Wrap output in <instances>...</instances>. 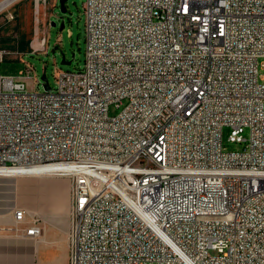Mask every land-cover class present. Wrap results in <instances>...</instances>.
Returning <instances> with one entry per match:
<instances>
[{"label": "built area", "instance_id": "1", "mask_svg": "<svg viewBox=\"0 0 264 264\" xmlns=\"http://www.w3.org/2000/svg\"><path fill=\"white\" fill-rule=\"evenodd\" d=\"M84 10L82 69L44 91L31 65L0 76V167L69 179V264H264V0ZM12 212L41 238L40 217Z\"/></svg>", "mask_w": 264, "mask_h": 264}, {"label": "rangeland", "instance_id": "2", "mask_svg": "<svg viewBox=\"0 0 264 264\" xmlns=\"http://www.w3.org/2000/svg\"><path fill=\"white\" fill-rule=\"evenodd\" d=\"M84 2L85 0H67V11L63 12L59 0H16L4 11L1 10L0 26L5 25V32L0 30V76H20L21 72L25 71L27 64L31 65L33 70L30 77L27 78L28 88L44 91L45 87L41 79L43 73H46L50 85L55 87L56 75L60 69L70 71L82 69L86 50ZM64 57L66 61L70 60L72 63H65ZM263 62L264 57H261L259 59V76L264 82ZM37 78L41 82L40 85L35 83ZM121 109L112 106L110 114L116 115ZM228 136L229 128L224 127L223 141L228 151L244 148L245 143L232 142ZM244 136H249L248 129L245 130ZM46 178L59 180L62 186L61 197V192L58 191L55 200L50 197L49 199L47 197L51 196L50 193L41 187L29 190L23 185L29 182H39V180H43L42 177L0 176V214L11 218L13 209L20 207L27 209L28 207L31 213L41 217L40 212L42 213L44 209V205L41 204V202L44 203V198L41 197L43 194V197L48 199V208H54L56 200L60 202L62 198L64 207L67 209L65 218L71 221L68 196L69 179L56 175ZM31 193L35 196V202H28L30 200L27 197L33 196ZM43 247L41 246L38 264H43L47 257ZM52 249L49 256L54 260L60 255V247L55 245Z\"/></svg>", "mask_w": 264, "mask_h": 264}, {"label": "crops", "instance_id": "3", "mask_svg": "<svg viewBox=\"0 0 264 264\" xmlns=\"http://www.w3.org/2000/svg\"><path fill=\"white\" fill-rule=\"evenodd\" d=\"M16 1V0H15ZM14 1V2H15ZM1 2V1H0ZM13 3V2H12ZM11 3V4H12ZM9 4L8 6H10ZM6 6L5 8H7ZM1 9L4 11V9ZM0 10V11H1ZM6 24V23H5ZM0 30L5 32V25L0 26ZM6 177H42L43 180H39V182H29L23 184L25 188L38 189L41 187L44 191L49 192L51 196L47 198L56 199L58 195V191L61 192L60 197L62 195V186L59 180L55 178H46L53 176V174H39V175H22V176H8V175H0ZM45 177V179H44ZM34 190V189H33ZM43 191V192H44ZM33 195V193H31ZM53 194V195H52ZM41 195V194H40ZM44 198L43 212L40 218L44 224V233L40 239H32L25 238L20 236L13 228L14 226V216L13 212H11V218H8L7 215L0 214V264H38L39 254L41 252V246H44V252L47 253L46 260L43 264H69V231L71 221L66 220V210L64 207V201L60 199V202H57L54 205V208H48L49 205L48 199ZM55 196V197H54ZM69 207L71 209V198H70V185H69ZM32 197V198H31ZM27 197L30 201L35 202V196ZM49 198V199H50ZM59 199V197H57ZM31 204V203H30ZM51 204V203H50ZM53 205V204H51ZM32 206V205H30ZM32 208V207H31ZM29 213L30 209L27 207ZM58 245L60 247V255L56 259L50 258V254L52 253V247Z\"/></svg>", "mask_w": 264, "mask_h": 264}, {"label": "bare ground", "instance_id": "4", "mask_svg": "<svg viewBox=\"0 0 264 264\" xmlns=\"http://www.w3.org/2000/svg\"><path fill=\"white\" fill-rule=\"evenodd\" d=\"M15 0H2L0 2V10L14 2ZM53 170V167L50 166H31V167H12L5 168L0 167V175H8V176H22V175H39L46 174L49 171Z\"/></svg>", "mask_w": 264, "mask_h": 264}, {"label": "water", "instance_id": "5", "mask_svg": "<svg viewBox=\"0 0 264 264\" xmlns=\"http://www.w3.org/2000/svg\"><path fill=\"white\" fill-rule=\"evenodd\" d=\"M66 2H67V0H59V4H60L61 10L63 12H66L67 11ZM63 61L65 63H67V64H71L72 63V61H70V60L69 61H66V58L65 57H64V60ZM41 79H42V81L44 83L45 90H51V87L52 86L50 85V83L48 81V78L46 76V73H43L42 74Z\"/></svg>", "mask_w": 264, "mask_h": 264}]
</instances>
